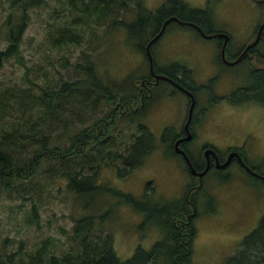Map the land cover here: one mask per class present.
Returning a JSON list of instances; mask_svg holds the SVG:
<instances>
[{
    "label": "trees",
    "instance_id": "obj_1",
    "mask_svg": "<svg viewBox=\"0 0 264 264\" xmlns=\"http://www.w3.org/2000/svg\"><path fill=\"white\" fill-rule=\"evenodd\" d=\"M57 2L62 17L65 11L68 15L50 29L49 41L56 48L82 47L80 59L72 62L70 56L63 58L65 73L59 71L57 78H50L45 72L43 83L29 77L28 67L22 78L25 85L0 83V264H159L165 258L170 264H191L197 229L193 223L186 224L188 212L182 206L186 198L154 199L147 193L138 199L98 181L102 167L118 168L120 176H127L154 150L155 137L143 119L156 97L155 88L148 97L150 92L141 84L150 80L148 75L138 76L135 71L121 80L102 78L93 56L104 36L124 27L128 44L145 53L160 23L176 15L177 6L186 9V19L198 23L205 33H212L215 29L208 27L213 18L210 7L192 8L183 0H168L155 11L142 0ZM47 4L48 0L9 1L10 14L4 29L0 28V34L5 30L8 42L0 48V70L11 58L25 65L21 46L29 12ZM132 14L135 17L129 20ZM261 16L260 23L263 13ZM86 45L90 48L85 49ZM256 50L259 64L249 68L247 85L237 93L242 101L264 105V28ZM141 89L144 92L140 93ZM62 139L69 143L60 144ZM62 177L78 197L106 190L131 204L144 214V224L160 226L164 239L152 250L139 245L131 258L122 260L114 248L113 233L103 225L108 214L99 216L97 210L75 219L70 231L62 229L65 240L46 236L30 244L6 235L1 214L5 200L15 202L10 211L21 213L26 224L40 227L38 202L45 184ZM150 184L148 191H153ZM174 200H178L177 207L171 212L167 204ZM190 200L196 203L195 195ZM224 264H264V215Z\"/></svg>",
    "mask_w": 264,
    "mask_h": 264
},
{
    "label": "rangeland",
    "instance_id": "obj_2",
    "mask_svg": "<svg viewBox=\"0 0 264 264\" xmlns=\"http://www.w3.org/2000/svg\"><path fill=\"white\" fill-rule=\"evenodd\" d=\"M9 1L0 0L1 29H4L10 14ZM167 1L142 0L146 7L154 11ZM183 1L192 8L210 7L213 18L210 21L206 19L209 21L208 27L228 31L239 44L249 40L255 33L263 13V5L259 0ZM58 6L57 0H48L45 7L29 12V24L21 46L25 65L16 58L5 62L0 70V83L3 86L10 82L25 85L22 78L27 67L30 70L29 77L43 83L45 72L50 78H57L59 71L65 73L63 58L70 56L72 62L80 59L82 47L69 45L56 48L49 41L50 29L64 21L68 15L65 11L63 18V13L57 11ZM134 17V14L129 15V20ZM122 29L100 40L101 45L93 56L99 74L102 78L110 76L116 80L135 71L138 76H147L149 64L146 54L128 44V32L125 27ZM5 38L3 30L0 34V48L8 45ZM162 44H167L169 49V56L164 54L165 63L171 62L173 57L180 59L192 68L197 83H207L215 72L226 71L213 83L217 92L221 93L247 85L249 68L259 64L254 60L239 67L222 68L216 60V41L200 37L191 27L185 29L172 26ZM84 48L89 49L90 45ZM154 95L155 102L143 122L153 133L156 147L144 164L127 176H120L118 168L102 167L98 181L103 186L130 193L138 199L152 193V190L147 191L151 182L154 199H181L188 193L186 183L189 175L182 159L167 153L162 136L167 128H171V132L181 129L188 99L180 91L172 93L164 82L156 86ZM239 97L237 93L235 102L229 103L227 100L217 102L212 97L199 96L197 113L205 107L209 108V112L198 131L193 146L194 154H200L202 144L210 139L222 152L228 141L240 145L247 141L246 157L264 175V106L258 102L242 101ZM251 132H256L258 138L256 135L250 137ZM59 143L67 145L69 141L62 139ZM226 173H230V176L222 179H217V175L211 173L205 178L203 187L194 194L199 217L195 223L197 236L191 264H224L237 251L244 238L259 225L264 215V183L252 179L239 165L224 171L223 175ZM173 202L167 204L171 212L176 209L178 200ZM14 203L10 200L3 203L2 229L11 238H22L30 244L46 236L65 240L61 235L62 229L70 231L75 219L96 210L99 216L108 214L103 225L113 233L114 248L122 260L131 258L139 245L152 250L165 237L160 226L155 223L154 226L144 224V214L136 211L131 204L121 202L111 192L105 190L91 196L78 197L69 190L68 180L64 177L45 184L42 199L38 202L40 227L35 224L29 226L21 213L10 211ZM27 207L31 208L32 204L28 202ZM159 261V264H170L168 258Z\"/></svg>",
    "mask_w": 264,
    "mask_h": 264
},
{
    "label": "flooded vegetation",
    "instance_id": "obj_3",
    "mask_svg": "<svg viewBox=\"0 0 264 264\" xmlns=\"http://www.w3.org/2000/svg\"><path fill=\"white\" fill-rule=\"evenodd\" d=\"M260 2H261V0H260ZM206 8H204V9H206ZM176 9H177L176 15L172 14L169 17L165 18L160 23V28L154 34L153 38L156 37L160 33V31L162 30V28L164 26V23L168 19H170L172 17L177 18V19L170 20V22L166 25L163 33L153 43L152 47H154L153 48L154 51L151 50L152 57H153L154 73H156L158 75H164L168 79H156L155 78V76L151 72L150 59H149L148 54H147L146 49H145V54H146L148 64H149L148 78H150V80H148V82H146V83L141 82V84L145 87L146 90H148V92H150V94H148L149 96L147 95L148 97H151L153 95V88H156V86H158L164 82L165 84H167L171 88L172 93L180 91V92L184 93L188 99L186 116H185V119L182 123L181 129L174 131V132H171L172 131V129H171L167 134L164 132V134L162 136V140L164 141V146H166L167 153H169L171 156L174 155V156L180 157L185 164V168H186L185 170H187V172H188L189 181H188V183H186V185H188V193L184 197V198H186L187 202L184 203L182 206H183V209L185 210V213L187 214V212H188V215H186V219H187L186 224L193 223L195 226V223L199 217V211L197 208V202L196 203L191 202L190 197L192 195H194L196 192H198L203 187L205 178H207L211 173H215L217 175V179H222L224 176L226 178H228L230 176V173H226L225 175H223V172L228 171L229 169H231L235 165H239L254 180L255 179H261V178L256 176L254 173H252L251 170L254 171L256 174H260V175H263V174L261 172H259V170L256 169L254 166H252L246 157L247 151H245V149L248 147L247 141H245L241 145L235 144L232 141H228L225 144L227 146L225 148V151L222 152L220 150V148L214 143V141L210 139V140L206 141L204 144H202L200 154H198L197 156L194 154L193 146H194L195 141L197 140L198 131L202 128L203 118L209 112V108L205 107L202 110H200L199 113H197L196 107L199 104V96L203 95V96H206V98L208 97L209 99L212 97L213 98L212 100H216L217 102L220 100H227L229 103H231V102H235L236 94H237L238 90L243 86L237 87L235 89L227 90V92H223V93L217 92V90L214 87L215 84H213V83L215 80L220 79L226 71L215 72L213 75H211L208 78L207 83H203V82L197 83L196 80L193 78L192 68L189 67L184 62H181L180 59L173 57L171 62H169L170 64L165 63L164 54L166 53V55H168L169 49H168L167 44H162V42H163V39L168 35L169 30L171 29L172 26L176 25L179 28H185V29L191 27L197 32V34L200 37H202L204 39H214L216 41V49H217V53H218L216 60H217V63L222 68H225V69H228L229 67L234 68V67H239L241 65H244L247 62L252 63L254 60H256V58L258 56V52L256 49H257L260 41L254 48H251L248 50V52L244 55L243 59L240 62H238L236 64H231L236 59H238L242 55V53L244 52L246 47L255 40L261 23H259L257 25L255 33L251 36V38L249 40L241 43V44L237 43L234 40L233 36L230 33H228V31H225L222 29L221 30L215 29V31L212 33H206L208 35H211L214 33H226L229 35V41L227 42V44L225 46V58H226V60H224L222 57V54H221L222 49L224 47V37L205 38L202 35L201 31L197 27L192 26L190 24H187V23H194L202 31H204L203 28L198 23L190 21L184 17V15L186 13V9L184 7H181V6H177ZM198 9H202V8H198ZM197 21H199V20H197ZM178 85H180L183 88L192 92L194 97H195V100H196L195 108H194V111L192 114V119H191V122L189 124V133H188L187 129L185 128V125H186V122H187L188 117H189L191 98ZM150 88H152V90ZM142 92H144V91H142V89H141L140 93H142ZM239 98H238V100H239ZM251 133L252 134H250V137L256 135V132H251ZM256 136L258 138V135H256ZM208 150L209 151L213 150L214 153H210L209 155H207L206 151H208ZM187 158L190 159V161H191V163H192V165L195 168L197 173H192ZM228 159H230V163L226 167H221V165L224 164ZM208 164H209V167H208ZM246 166L249 168V170L246 168ZM207 167H208V171L203 176H200L199 173H202L204 170L207 169ZM147 191H148V188H147ZM152 192L154 193V190ZM148 194H152V193H148ZM153 197H155V196L153 195ZM164 198H166V197H164ZM193 218H194V220H193Z\"/></svg>",
    "mask_w": 264,
    "mask_h": 264
},
{
    "label": "water",
    "instance_id": "obj_4",
    "mask_svg": "<svg viewBox=\"0 0 264 264\" xmlns=\"http://www.w3.org/2000/svg\"><path fill=\"white\" fill-rule=\"evenodd\" d=\"M261 3H262V5H263V21H262V23H261V25H260V27H259V30H258L257 36H256L255 40H254L252 43H250V44L246 47V49L244 50V52L242 53V55H241L238 59H236L234 62H232L231 64H236V63L240 62V61L243 59L244 55L248 52V50L251 49V48H254V47L259 43V41H260V39H261V36H262V33H263V28H264V0H261ZM172 19H177V18H176V17H172V18L168 19V20L164 23V26H163L162 30L160 31V33H159L156 37H154L152 40H150L149 43L147 44V47H146V52H147L148 57H149V59H150V69H151V72H152V74L155 76L156 79H168V78H167L166 76H164V75H158V74L154 73V70H153V57H152V53H151V49H150V48H151V45L155 42V40H157V39L159 38V36L163 33V31H164L166 25H167V24L170 22V20H172ZM187 24H190V25H192V26L197 27V28L201 31L202 35H203L205 38L224 37V47H223V49H222L221 54H222L223 59L226 60V58H225V46H226L227 42L229 41V35H228V34H226V33H214V34L208 35V34H206L204 31H202V30H201L196 24H194V23H187ZM178 86H179L181 89H183V90H184V91L190 96V98H191V105H190V109H189V117H188V120H187L186 125H185V128L187 129V131H188V133H189V124H190L191 119H192V114H193V111H194V108H195V102H196V100H195V97H194V95H193L192 92H190L189 90L183 88V87L180 86V85H178ZM183 153H184V152H183ZM210 153H214V151H213V150H210V151L208 150V151H206V154H207V155H209ZM184 154H185V153H184ZM185 155H186V154H185ZM236 155H237V154H236ZM237 156H238V155H237ZM239 158H240V157H239ZM187 159H188V163H189V165H190V169H191L192 173H197L196 170H195V168L193 167V165H192L190 159H189V158H187ZM240 160H241V159H240ZM229 163H230V159H228L224 164H222L221 167H226ZM208 167H209V164H208ZM208 167H207V169L204 170L202 173H199V175H200V176H203V175L208 171ZM246 168L249 170V168H248L247 166H246ZM251 172L254 173L256 176L260 177V178L264 181V176H263V175L256 174V173H255L254 171H252V170H251Z\"/></svg>",
    "mask_w": 264,
    "mask_h": 264
}]
</instances>
